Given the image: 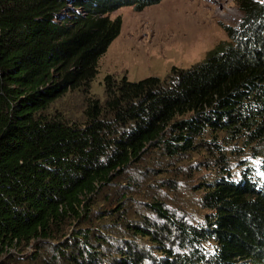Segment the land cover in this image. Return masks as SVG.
Returning a JSON list of instances; mask_svg holds the SVG:
<instances>
[{
  "label": "trees",
  "instance_id": "1",
  "mask_svg": "<svg viewBox=\"0 0 264 264\" xmlns=\"http://www.w3.org/2000/svg\"><path fill=\"white\" fill-rule=\"evenodd\" d=\"M161 1L0 0V264H264V0L91 93L111 14Z\"/></svg>",
  "mask_w": 264,
  "mask_h": 264
},
{
  "label": "rangeland",
  "instance_id": "2",
  "mask_svg": "<svg viewBox=\"0 0 264 264\" xmlns=\"http://www.w3.org/2000/svg\"><path fill=\"white\" fill-rule=\"evenodd\" d=\"M121 16V34L99 60L91 93L105 96L104 78L111 74L131 81L166 77L174 67L189 68L229 37L225 25L243 17L236 0H162L137 10L124 6L111 14ZM75 102H72L74 104Z\"/></svg>",
  "mask_w": 264,
  "mask_h": 264
}]
</instances>
